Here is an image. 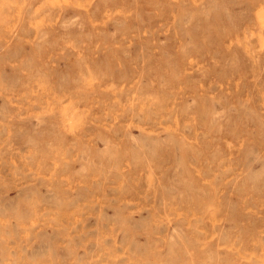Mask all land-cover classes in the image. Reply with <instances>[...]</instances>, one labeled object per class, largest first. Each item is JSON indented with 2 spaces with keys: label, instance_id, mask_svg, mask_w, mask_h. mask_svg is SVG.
Instances as JSON below:
<instances>
[{
  "label": "rangeland",
  "instance_id": "obj_1",
  "mask_svg": "<svg viewBox=\"0 0 264 264\" xmlns=\"http://www.w3.org/2000/svg\"><path fill=\"white\" fill-rule=\"evenodd\" d=\"M0 264H264V0H0Z\"/></svg>",
  "mask_w": 264,
  "mask_h": 264
}]
</instances>
